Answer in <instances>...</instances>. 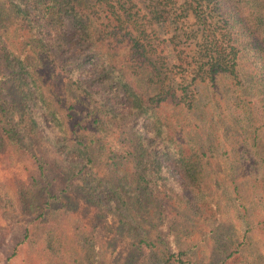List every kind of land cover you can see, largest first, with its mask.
<instances>
[{
  "label": "trees",
  "instance_id": "trees-1",
  "mask_svg": "<svg viewBox=\"0 0 264 264\" xmlns=\"http://www.w3.org/2000/svg\"><path fill=\"white\" fill-rule=\"evenodd\" d=\"M262 126L264 0H0V165L26 161L0 180L1 214L29 216L17 244L59 250L71 216L87 264H264L246 235L256 217L241 233L216 210L218 258L203 262L144 225L166 212L181 241L210 217L194 188L221 147L264 211ZM79 198L90 225L73 216ZM109 215L112 241L132 239L121 261L101 237Z\"/></svg>",
  "mask_w": 264,
  "mask_h": 264
},
{
  "label": "rangeland",
  "instance_id": "rangeland-1",
  "mask_svg": "<svg viewBox=\"0 0 264 264\" xmlns=\"http://www.w3.org/2000/svg\"><path fill=\"white\" fill-rule=\"evenodd\" d=\"M63 94H65V91ZM50 98H53V94H51ZM258 131L261 134L259 137L263 140L264 126L259 128ZM85 132L89 134L90 130L86 128ZM253 149H255V152L248 156V160L257 158L255 156L256 146ZM218 151L222 154L225 148L221 147ZM219 152L218 154L216 153V157L210 158L207 162L205 161L207 177L200 181L204 185L194 188L195 192L201 189L203 201L209 205L213 203L215 207L213 205L211 210L204 207V210L210 214L207 220L201 218L196 223L193 222V225L183 223V227L187 225V227L192 229L190 236H184L178 233L181 241H175L174 238L176 236L169 229L171 216L166 217V212H163L161 215L162 219L158 215H153L152 217H148L150 222H144L145 227L151 233L150 235L153 238L156 237V240L159 235L164 239L166 238L165 236L169 237L172 241L171 249L175 248L176 242L190 246L194 253L193 257L198 262L207 261L211 256L213 259L215 257L218 258V256L213 255L214 251L209 245L215 239V230L220 225V223L217 224L215 221L216 210L220 213V217L225 220L224 225L233 226L234 224L237 228L241 229H238L241 233L245 229V224L242 222L250 216L251 218L256 217L252 219L251 226L248 228L246 235L253 245H260L259 248L261 250L264 242V211L257 209L258 202L256 201L252 183L247 179L245 174V165L241 164L245 161L232 164L231 160L225 154L221 155ZM16 160L15 166L11 169H4L0 165V180H2V176L5 173L11 175L10 170H14L18 174H25L23 164L26 161L22 157H17ZM98 168L100 174L108 177V171L103 163H99ZM78 202L79 204L75 210L77 215L73 216H81L83 219L79 223L90 225L93 219L91 207L84 199L79 198ZM172 210L171 213H175L176 217V210ZM250 211L254 212L249 213ZM178 220L179 218H177ZM28 221L29 216L25 214L17 217H5L0 212V264H87L84 258V249L79 245V241L73 234L72 228L75 220L71 216L64 217L63 220L57 223V228L62 233L61 240H57L54 244L56 248L61 246L56 251H51L43 247L42 240L39 242L37 240H31L32 243L29 244L27 242L17 244V241L23 238V228L28 224ZM117 225L118 222L115 216L109 215L106 223L100 226V233L101 237L107 240V256L121 261L131 248L130 243L132 239L126 235H122L121 239L112 241L113 236H117L116 238L119 237L117 235ZM185 237H188V239H185Z\"/></svg>",
  "mask_w": 264,
  "mask_h": 264
}]
</instances>
